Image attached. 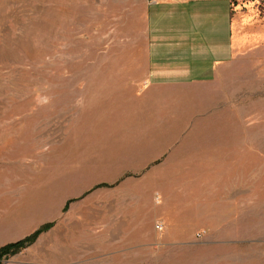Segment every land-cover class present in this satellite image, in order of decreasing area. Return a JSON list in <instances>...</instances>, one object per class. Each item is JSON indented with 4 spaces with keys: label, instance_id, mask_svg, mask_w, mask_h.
<instances>
[{
    "label": "crops",
    "instance_id": "crops-1",
    "mask_svg": "<svg viewBox=\"0 0 264 264\" xmlns=\"http://www.w3.org/2000/svg\"><path fill=\"white\" fill-rule=\"evenodd\" d=\"M143 1L142 52L39 103L27 149L28 123L19 139L0 130V186L24 164L52 175L65 212L42 223L54 222L52 264H140L157 226L171 230L156 208L174 181L263 151L264 0Z\"/></svg>",
    "mask_w": 264,
    "mask_h": 264
},
{
    "label": "rangeland",
    "instance_id": "rangeland-1",
    "mask_svg": "<svg viewBox=\"0 0 264 264\" xmlns=\"http://www.w3.org/2000/svg\"><path fill=\"white\" fill-rule=\"evenodd\" d=\"M144 11L143 0H0V130L19 139L28 123L27 149L37 108H49L39 103L68 96L61 87L71 81L96 79V66L124 65L122 54L144 50ZM253 140L263 151L239 148L231 166L188 170L163 192L170 198L156 213L171 230L156 228L158 245L140 264H264V137ZM37 171L24 164L0 186V246L65 217L56 214L52 175ZM52 232L1 264H52L55 250L44 246L57 238Z\"/></svg>",
    "mask_w": 264,
    "mask_h": 264
},
{
    "label": "trees",
    "instance_id": "trees-1",
    "mask_svg": "<svg viewBox=\"0 0 264 264\" xmlns=\"http://www.w3.org/2000/svg\"><path fill=\"white\" fill-rule=\"evenodd\" d=\"M53 225L54 222L44 223L37 229H35L32 233L24 236L23 238L8 242L0 246V264L2 260L19 253L23 249L33 244L43 232H46L51 229Z\"/></svg>",
    "mask_w": 264,
    "mask_h": 264
},
{
    "label": "built area",
    "instance_id": "built-area-1",
    "mask_svg": "<svg viewBox=\"0 0 264 264\" xmlns=\"http://www.w3.org/2000/svg\"><path fill=\"white\" fill-rule=\"evenodd\" d=\"M157 227H158L159 229L161 228V226H160V225H158Z\"/></svg>",
    "mask_w": 264,
    "mask_h": 264
}]
</instances>
